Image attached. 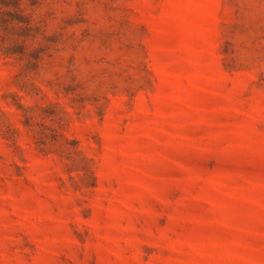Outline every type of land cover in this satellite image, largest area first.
Returning a JSON list of instances; mask_svg holds the SVG:
<instances>
[{"label":"rangeland","instance_id":"obj_1","mask_svg":"<svg viewBox=\"0 0 264 264\" xmlns=\"http://www.w3.org/2000/svg\"><path fill=\"white\" fill-rule=\"evenodd\" d=\"M0 264H264V0H0Z\"/></svg>","mask_w":264,"mask_h":264}]
</instances>
